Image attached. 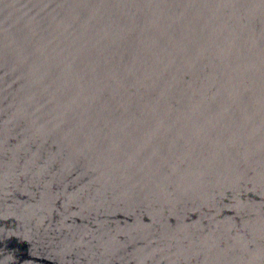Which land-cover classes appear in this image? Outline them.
<instances>
[{
  "label": "water",
  "instance_id": "1",
  "mask_svg": "<svg viewBox=\"0 0 264 264\" xmlns=\"http://www.w3.org/2000/svg\"><path fill=\"white\" fill-rule=\"evenodd\" d=\"M0 264H264V0H0Z\"/></svg>",
  "mask_w": 264,
  "mask_h": 264
}]
</instances>
